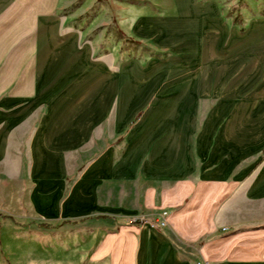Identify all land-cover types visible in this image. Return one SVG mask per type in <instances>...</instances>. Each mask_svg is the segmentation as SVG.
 Segmentation results:
<instances>
[{"label":"crops","instance_id":"crops-1","mask_svg":"<svg viewBox=\"0 0 264 264\" xmlns=\"http://www.w3.org/2000/svg\"><path fill=\"white\" fill-rule=\"evenodd\" d=\"M10 5L0 0V14ZM220 25L215 13L181 17L175 54L138 66L125 87L127 62L110 69L60 15L35 16L0 45V204L39 223L75 221L72 237L102 229L100 252L114 242L115 260L191 264L166 233L128 223L164 208L191 249L209 237L194 249L202 264H264V18L232 29L227 45ZM201 96L217 100L196 131ZM164 115L169 125L152 140L146 130ZM14 229L17 239L62 233Z\"/></svg>","mask_w":264,"mask_h":264},{"label":"rangeland","instance_id":"rangeland-1","mask_svg":"<svg viewBox=\"0 0 264 264\" xmlns=\"http://www.w3.org/2000/svg\"><path fill=\"white\" fill-rule=\"evenodd\" d=\"M198 12L219 15L220 27L227 28L224 43L227 45L232 29H237L239 34H243L251 20L264 18V0H11V5L0 14V45L10 43L17 33L30 31L38 14L55 13L64 19L65 24L68 23L82 32L81 39L92 45L93 59L107 62L110 69L127 62L122 67L127 73L124 78L126 87L129 82L127 76L132 75L138 66L143 71H148L157 68L155 62H162L175 54L169 44L173 35L170 32L172 26L178 25L181 17ZM174 35L179 37L178 30ZM19 44L26 45L28 42L21 39ZM216 100L213 97H199L196 131ZM150 101L151 99L148 103ZM164 103L166 102L160 101L161 106ZM226 103L223 101L219 103L222 109L227 108ZM210 116L209 114L206 121L211 119ZM152 119L160 120L161 123L156 130H146L150 131L154 140L165 132L164 129L168 127L170 118L164 115ZM194 126L195 118L193 129ZM123 138L122 135L114 141L109 139V146L121 145ZM163 139L164 135L159 141ZM138 193L141 200V192ZM13 210L0 204V264H135L134 260L129 262L113 259L115 255H112L114 243L112 241L108 242L107 253L101 254L102 229L81 228L76 234L80 237H72L70 235L72 232L69 230L72 228L75 230V221L49 224L50 228H44L38 226L42 223L33 220L26 208H23L21 213ZM170 213L164 208L154 212H141L132 216L128 223L138 220L141 221L139 226H150L166 233L181 256L188 258L191 264H202L194 249L201 247L209 237L200 238L191 249V246L179 240L169 230ZM17 227L29 228V230L36 227L48 230L59 229L62 233L61 236L55 237L23 233L24 235L17 239L14 235V228ZM84 231L86 235L90 232V235L88 234L90 239L84 237ZM56 240L58 244H55ZM59 244L64 247L62 254L55 256L49 252ZM143 263L148 264L149 260Z\"/></svg>","mask_w":264,"mask_h":264},{"label":"trees","instance_id":"trees-1","mask_svg":"<svg viewBox=\"0 0 264 264\" xmlns=\"http://www.w3.org/2000/svg\"><path fill=\"white\" fill-rule=\"evenodd\" d=\"M131 225H135V226H139L141 224V221H132L130 222ZM39 227H44V228H50L51 226L47 223H42V224H38Z\"/></svg>","mask_w":264,"mask_h":264}]
</instances>
